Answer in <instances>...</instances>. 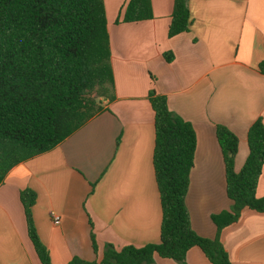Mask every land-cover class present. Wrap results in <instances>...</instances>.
I'll return each mask as SVG.
<instances>
[{
  "label": "crops",
  "instance_id": "1",
  "mask_svg": "<svg viewBox=\"0 0 264 264\" xmlns=\"http://www.w3.org/2000/svg\"><path fill=\"white\" fill-rule=\"evenodd\" d=\"M151 3L152 20L122 23L126 0H104L115 98L103 100V110L55 149L7 175L0 186V264H42L28 235L25 189L37 195L33 220L52 264L100 262L107 245L159 243L151 91L195 131L185 203L193 231L217 237L213 218L232 209L217 126L239 139V173L249 155V128L259 119L264 124V0H188L189 31L173 38L174 0ZM256 194L264 198V166ZM219 238L232 264H264V212L245 209ZM154 261L177 264L158 255ZM186 264L212 263L194 247Z\"/></svg>",
  "mask_w": 264,
  "mask_h": 264
},
{
  "label": "trees",
  "instance_id": "2",
  "mask_svg": "<svg viewBox=\"0 0 264 264\" xmlns=\"http://www.w3.org/2000/svg\"><path fill=\"white\" fill-rule=\"evenodd\" d=\"M152 19L151 0H126L122 23ZM190 23L188 0H174L169 38L188 32ZM114 98L104 0H0V186L13 168L55 149L103 110V100ZM149 101L155 113L153 166L162 209L160 241L119 250L107 245L100 262L74 258L69 264H155V255L186 264L194 247L212 264H232L219 238L221 230L236 223L245 209L264 212V198L256 194L264 166L262 120L249 128V155L239 173V139L217 126L232 209L213 218L218 235L207 239L193 231L185 203L195 131L169 110L165 96L151 91ZM36 201L32 190L21 192L35 252L42 264H52L34 224ZM91 239L96 251L94 234Z\"/></svg>",
  "mask_w": 264,
  "mask_h": 264
},
{
  "label": "built area",
  "instance_id": "3",
  "mask_svg": "<svg viewBox=\"0 0 264 264\" xmlns=\"http://www.w3.org/2000/svg\"><path fill=\"white\" fill-rule=\"evenodd\" d=\"M55 224H59L60 223V217L56 216L54 219Z\"/></svg>",
  "mask_w": 264,
  "mask_h": 264
}]
</instances>
